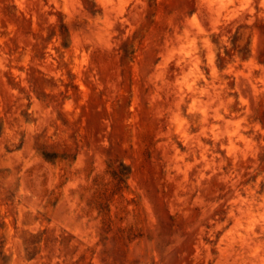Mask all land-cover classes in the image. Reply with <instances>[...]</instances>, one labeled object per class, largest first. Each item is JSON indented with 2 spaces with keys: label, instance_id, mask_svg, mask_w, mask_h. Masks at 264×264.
<instances>
[{
  "label": "rangeland",
  "instance_id": "1",
  "mask_svg": "<svg viewBox=\"0 0 264 264\" xmlns=\"http://www.w3.org/2000/svg\"><path fill=\"white\" fill-rule=\"evenodd\" d=\"M0 264H264V0H0Z\"/></svg>",
  "mask_w": 264,
  "mask_h": 264
}]
</instances>
